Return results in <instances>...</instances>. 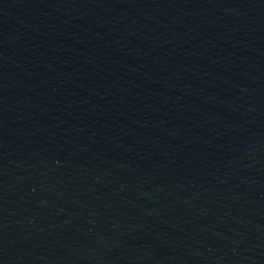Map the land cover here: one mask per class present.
I'll use <instances>...</instances> for the list:
<instances>
[{
    "label": "water",
    "instance_id": "95a60500",
    "mask_svg": "<svg viewBox=\"0 0 264 264\" xmlns=\"http://www.w3.org/2000/svg\"><path fill=\"white\" fill-rule=\"evenodd\" d=\"M0 264H264V0H0Z\"/></svg>",
    "mask_w": 264,
    "mask_h": 264
}]
</instances>
